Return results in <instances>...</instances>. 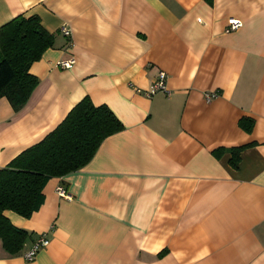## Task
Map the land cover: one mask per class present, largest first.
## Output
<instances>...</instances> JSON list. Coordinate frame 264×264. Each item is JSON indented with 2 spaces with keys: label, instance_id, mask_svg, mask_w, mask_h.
<instances>
[{
  "label": "crops",
  "instance_id": "obj_1",
  "mask_svg": "<svg viewBox=\"0 0 264 264\" xmlns=\"http://www.w3.org/2000/svg\"><path fill=\"white\" fill-rule=\"evenodd\" d=\"M17 15L54 41L27 102L0 97V168L85 96L123 129L49 178L30 217L3 211L28 236L14 255L0 240V264H264V0H0V26ZM230 18L242 25L226 32ZM159 71L169 93L146 96ZM247 144L237 168L211 153Z\"/></svg>",
  "mask_w": 264,
  "mask_h": 264
},
{
  "label": "trees",
  "instance_id": "obj_2",
  "mask_svg": "<svg viewBox=\"0 0 264 264\" xmlns=\"http://www.w3.org/2000/svg\"><path fill=\"white\" fill-rule=\"evenodd\" d=\"M53 41V35L34 15H17L0 26V97H6L15 111L27 102L38 84V78L29 72L30 65L53 46ZM238 124L250 132L253 119L242 117ZM122 129L121 121L107 105H94L85 96L41 141L0 168V240L9 255L20 251L28 233L15 227L3 211L30 217L43 202L42 190L49 178L82 168L105 137ZM250 144L220 147L211 153L219 158L228 152L229 165L237 168L242 150Z\"/></svg>",
  "mask_w": 264,
  "mask_h": 264
},
{
  "label": "built area",
  "instance_id": "obj_3",
  "mask_svg": "<svg viewBox=\"0 0 264 264\" xmlns=\"http://www.w3.org/2000/svg\"><path fill=\"white\" fill-rule=\"evenodd\" d=\"M242 25L241 21L237 20V19H233L230 18L228 19L227 22V28H226V32L229 31H234L236 29H238L240 26ZM61 33L64 36H68L70 34L69 29L66 26H61L60 28ZM74 63V59L70 58L68 60H62L59 61L57 63V65H59L61 68H69L72 66V64ZM165 77L166 74L163 71H159L157 73L156 78L154 79V81L152 82V84L150 85V87L145 91L146 96H151L154 95L156 93L162 92V93H169V90L167 88L166 85V81H165ZM217 94L216 93H212V92H208L204 94V97L206 100H211L212 98L216 97ZM56 192L58 193V195H60L61 197H68V193L66 192V190L64 189V187L62 186H58L56 188ZM49 243V240L47 239L46 235L42 234L40 235L35 242L32 244V246L23 253V258L26 261H30L33 260V258L36 256L37 252L42 249L43 247H46Z\"/></svg>",
  "mask_w": 264,
  "mask_h": 264
}]
</instances>
